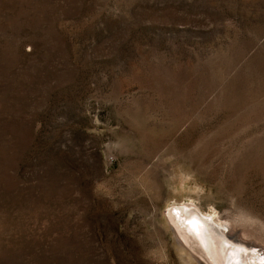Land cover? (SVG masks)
Wrapping results in <instances>:
<instances>
[{"label": "rangeland", "instance_id": "rangeland-1", "mask_svg": "<svg viewBox=\"0 0 264 264\" xmlns=\"http://www.w3.org/2000/svg\"><path fill=\"white\" fill-rule=\"evenodd\" d=\"M186 204L264 254V0H0V264L195 263Z\"/></svg>", "mask_w": 264, "mask_h": 264}, {"label": "bare ground", "instance_id": "bare-ground-1", "mask_svg": "<svg viewBox=\"0 0 264 264\" xmlns=\"http://www.w3.org/2000/svg\"><path fill=\"white\" fill-rule=\"evenodd\" d=\"M167 214L172 229L177 234L178 246H186L195 256L193 259L196 264H264L263 251H260V248H252L254 245L247 241H242L249 238L230 233L225 219H218L220 222L217 223L205 217H198L190 204L184 208L172 205ZM188 254L190 258L187 263L195 264L191 254Z\"/></svg>", "mask_w": 264, "mask_h": 264}, {"label": "water", "instance_id": "water-1", "mask_svg": "<svg viewBox=\"0 0 264 264\" xmlns=\"http://www.w3.org/2000/svg\"><path fill=\"white\" fill-rule=\"evenodd\" d=\"M186 205H179V206L184 208V207H186ZM190 207L195 210V212H196V214H197L198 217H205V218H207L210 221H213L214 220L212 216L202 214L194 205L190 204Z\"/></svg>", "mask_w": 264, "mask_h": 264}]
</instances>
